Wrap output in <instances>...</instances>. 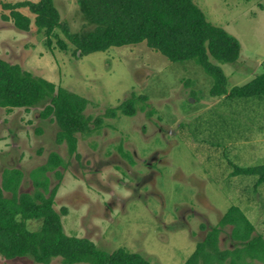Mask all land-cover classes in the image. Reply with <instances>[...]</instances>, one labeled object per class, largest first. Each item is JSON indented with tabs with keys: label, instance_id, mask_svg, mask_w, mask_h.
I'll list each match as a JSON object with an SVG mask.
<instances>
[{
	"label": "rangeland",
	"instance_id": "374dc122",
	"mask_svg": "<svg viewBox=\"0 0 264 264\" xmlns=\"http://www.w3.org/2000/svg\"><path fill=\"white\" fill-rule=\"evenodd\" d=\"M40 1L0 0V58L87 99L84 115L93 128L97 117L103 124L77 135V158L57 142V124L42 120L40 109H0V187L6 169H20V193L34 194L31 172L58 154L63 178L47 175L50 189L59 185L56 209L68 210L65 233L109 254L139 253L151 264H186L232 207L264 239L262 172L242 173L264 167V96L213 98L215 79L197 60L171 62L146 43L81 57L61 32L70 49L61 50L57 39L49 48L33 24L24 32L5 19L13 11L32 17L17 5ZM194 1L210 23L240 42L239 60L218 64L228 90L264 74V0ZM55 5L71 33L87 29L78 0ZM132 97L147 100L134 104V116L106 117ZM230 230L220 237L222 250L233 248ZM0 264L38 263L0 256Z\"/></svg>",
	"mask_w": 264,
	"mask_h": 264
},
{
	"label": "trees",
	"instance_id": "16d2710c",
	"mask_svg": "<svg viewBox=\"0 0 264 264\" xmlns=\"http://www.w3.org/2000/svg\"><path fill=\"white\" fill-rule=\"evenodd\" d=\"M55 1L19 4L17 6L28 8L33 16L13 11L11 18L5 19L13 20L14 26L24 32H30L33 24L40 36L47 37L49 48L57 39L60 49L66 51L70 45L61 38L62 32L75 47L74 54L80 52L81 57L146 43L171 62L197 60L215 79L210 91L213 98L264 96V74L244 86L228 90V80L218 64H235L240 58V44L226 30L210 23L194 0H78L87 22V29L81 33H71L68 26L61 23ZM138 100L147 102L145 98L132 97L110 110L106 117L115 118L117 111L134 116V104ZM88 104V100L78 94L0 58V109L9 114L18 109L27 113L40 109L42 120L57 124V142L67 143L71 155L77 153L78 134L91 133L103 124V117H97L92 127V118L84 115ZM63 166L64 159L52 153L47 164L32 171L34 194L20 193L24 177L20 169L4 171L0 187V256L6 260L31 258L38 264H50L57 258H61L63 264H151L139 253L119 249L109 254L86 238L65 233L62 221L68 210L56 209L59 185L50 189L47 175L56 172L55 177L61 180L63 174L58 169ZM257 172H262L261 181H264V167L242 171L245 174ZM6 192L11 196L6 197ZM33 222L39 224L37 230L29 228ZM228 227L231 230L227 236L233 248L222 250L220 237ZM255 233V226L245 214L232 207L218 225L208 229L205 239L186 264H248L247 259L264 262V239Z\"/></svg>",
	"mask_w": 264,
	"mask_h": 264
},
{
	"label": "crops",
	"instance_id": "0c3cea01",
	"mask_svg": "<svg viewBox=\"0 0 264 264\" xmlns=\"http://www.w3.org/2000/svg\"><path fill=\"white\" fill-rule=\"evenodd\" d=\"M233 37H234V36H233ZM238 42H239V41H238ZM239 44H240V42H239ZM240 55H241V51H240ZM253 73H255V72H253ZM251 75H252L251 81L257 77V76H256V73H255V74H251ZM251 81H249V82H251ZM249 82H248V83H249ZM223 98L228 99V98H226L225 96H223ZM225 99H224V100H225ZM263 129H264V127H263Z\"/></svg>",
	"mask_w": 264,
	"mask_h": 264
}]
</instances>
